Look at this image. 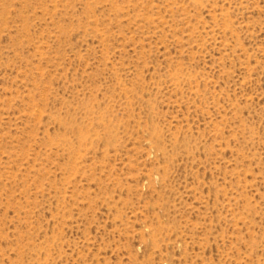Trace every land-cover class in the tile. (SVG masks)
I'll list each match as a JSON object with an SVG mask.
<instances>
[{"label": "rangeland", "instance_id": "1", "mask_svg": "<svg viewBox=\"0 0 264 264\" xmlns=\"http://www.w3.org/2000/svg\"><path fill=\"white\" fill-rule=\"evenodd\" d=\"M0 264H264V0H0Z\"/></svg>", "mask_w": 264, "mask_h": 264}]
</instances>
